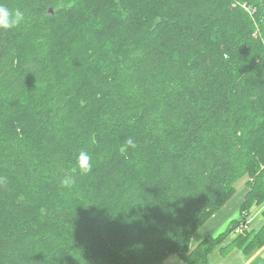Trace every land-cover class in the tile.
Instances as JSON below:
<instances>
[{
    "label": "trees",
    "instance_id": "trees-1",
    "mask_svg": "<svg viewBox=\"0 0 264 264\" xmlns=\"http://www.w3.org/2000/svg\"><path fill=\"white\" fill-rule=\"evenodd\" d=\"M3 2L26 22L0 31V264L264 245V0Z\"/></svg>",
    "mask_w": 264,
    "mask_h": 264
},
{
    "label": "crops",
    "instance_id": "crops-1",
    "mask_svg": "<svg viewBox=\"0 0 264 264\" xmlns=\"http://www.w3.org/2000/svg\"><path fill=\"white\" fill-rule=\"evenodd\" d=\"M264 204L254 207L248 218V230H256L264 223L262 213ZM239 231H233L220 246L209 255V264H264V245L252 250L249 253L243 252L238 248H226L230 240ZM169 264H180L178 260L169 261Z\"/></svg>",
    "mask_w": 264,
    "mask_h": 264
},
{
    "label": "clouds",
    "instance_id": "clouds-1",
    "mask_svg": "<svg viewBox=\"0 0 264 264\" xmlns=\"http://www.w3.org/2000/svg\"><path fill=\"white\" fill-rule=\"evenodd\" d=\"M26 22L25 15L19 9H11L0 0V31L12 32L21 28ZM132 142L129 141V144ZM75 165L81 174H87L92 168V156L82 149L75 157ZM70 186L68 179L62 181Z\"/></svg>",
    "mask_w": 264,
    "mask_h": 264
},
{
    "label": "rangeland",
    "instance_id": "rangeland-1",
    "mask_svg": "<svg viewBox=\"0 0 264 264\" xmlns=\"http://www.w3.org/2000/svg\"><path fill=\"white\" fill-rule=\"evenodd\" d=\"M236 188L239 190L240 189V187H238V186H236ZM224 229V227H221V228H218L217 229V232H219V231H221V230H223Z\"/></svg>",
    "mask_w": 264,
    "mask_h": 264
}]
</instances>
